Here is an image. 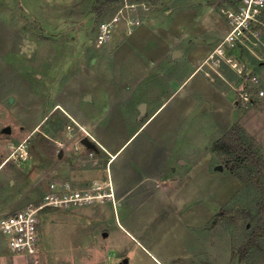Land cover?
Instances as JSON below:
<instances>
[{
    "label": "rangeland",
    "instance_id": "obj_1",
    "mask_svg": "<svg viewBox=\"0 0 264 264\" xmlns=\"http://www.w3.org/2000/svg\"><path fill=\"white\" fill-rule=\"evenodd\" d=\"M106 1L0 0V216L41 199L42 186L51 182L50 178H39L37 182V175L51 166L54 156L50 137L70 140L71 133H79V138L86 135L78 132L61 110L48 115L38 132L30 133L58 100L66 98L72 77L80 70L94 69L92 61L97 54L106 52L114 71L120 63L126 70L137 68L140 59L136 52L124 48L128 38L120 40L115 34L109 44H95L99 23L109 19L121 4ZM134 1L146 2L152 7L148 16L152 14L168 25L182 15L190 35L204 39L208 57L226 33L203 30L197 16L210 13L215 19L208 17L209 23H216V17L225 23L226 11L236 9L240 2ZM140 16L146 20L145 14ZM261 20L264 22V15ZM257 25L255 30L263 27ZM239 36L237 43L243 57L259 75V86L264 90V61L259 58L264 57V52L249 41V35ZM246 43L251 49L243 46ZM193 46L189 45V49ZM206 59L203 70L223 88L219 92L210 87L195 88L204 80V73L198 72L180 90L185 95L194 92L197 98H206L204 113H197V102H192L188 122L178 131L177 139L171 141L174 131L166 127L175 114L172 108H166L124 147V153L135 152L138 159L149 155L146 137L157 135L160 125L167 144L173 143V157H178L169 171L182 173L180 188L165 194L158 189L141 206L139 202L149 196L147 193L119 198L115 191L116 205L106 201L45 211L41 215L40 252L31 257L16 255L0 236V264H264V163L261 174L242 181L226 167L224 156L213 149L217 136L222 138L231 126L238 124L247 141L264 157V95L254 96L253 102L244 104L239 90H249L250 83L227 64L214 66ZM181 65L183 73H187L190 65ZM6 127L11 131H4ZM21 143L28 144L31 156L28 161L17 163L9 157ZM198 146L201 147L197 149ZM185 154L188 167L182 163ZM218 165L223 168L217 169ZM154 205H161L156 217L148 211ZM159 220L166 222L164 227H160ZM256 229L257 244L246 249Z\"/></svg>",
    "mask_w": 264,
    "mask_h": 264
},
{
    "label": "crops",
    "instance_id": "obj_2",
    "mask_svg": "<svg viewBox=\"0 0 264 264\" xmlns=\"http://www.w3.org/2000/svg\"><path fill=\"white\" fill-rule=\"evenodd\" d=\"M150 8L148 11L140 12L146 15V20H142L140 25L130 28L126 22H122L114 31L115 37L120 40L128 38L123 46L133 53L136 52L140 59L137 68L126 70L120 63L114 71L110 68L112 65L108 59L109 54L107 52L97 54L98 57L92 61L94 69L78 71L70 80L66 98L58 100L38 124L31 128V134L38 132L49 118L48 115L61 110L72 122V126L78 128L82 135L86 134L85 136L94 144L93 147H89L82 143L81 140L85 136L79 138L77 132L73 135L69 132L70 140H63L60 136L50 137L55 147L54 156L50 167L42 166L44 170L37 175V182L39 178L43 181L50 178L51 182L42 186L41 198L52 182L59 185L68 182L72 187L80 188L93 181H107L111 178L119 198L128 194L147 193L149 196L139 202L141 206L147 204L146 200L154 191L160 189L165 194L180 188L183 184L182 173L175 174L169 171V167L176 163L178 157H173V143L167 144L168 138H165V134L162 133L164 129L162 130L160 125L157 135L151 133L146 137L145 144H149L147 150L149 155L138 159L135 152L129 155L124 153V147L144 126L147 127L158 119L166 108H172L173 115L175 114L166 127L175 132L170 135L171 141L177 139L178 131L188 122L187 114L193 107L190 105L197 102L196 112L204 113L206 98L199 99L194 92L190 93V96L180 92L196 73L203 72L204 80L195 88L202 90L210 87L218 91L223 87L219 83H214L203 70L208 58L203 46L204 39L199 40L198 37L190 35L185 18L181 15L173 25L172 23L168 25L163 20L154 19L152 14L148 16L152 11V7ZM213 16L215 15L210 13L200 18L197 16L202 20L200 26L203 30L216 29L227 34L230 30L228 20L224 23L216 17V23H209L208 17L215 19ZM114 35L112 40L115 38ZM192 44L194 46L189 49V45ZM182 62L190 65L187 73L182 71ZM143 103L145 107L142 111L140 107ZM44 135L48 136L46 133ZM219 139L221 137L217 136L214 142ZM40 144L44 146L45 142L41 141ZM195 150L190 151L194 153ZM41 154L43 157V151ZM187 154L182 162L186 166L189 161ZM29 155L31 156V153ZM29 157L24 162L28 161ZM201 166L202 164L197 168ZM177 170L178 168L175 171ZM118 206L121 207L122 203L119 202ZM158 209L161 210V205L149 208L150 216L156 217ZM158 222L160 227H164L166 223H161V220ZM139 234L141 236L140 232ZM0 236L5 241L1 232ZM152 257L157 261L159 259Z\"/></svg>",
    "mask_w": 264,
    "mask_h": 264
},
{
    "label": "built area",
    "instance_id": "obj_3",
    "mask_svg": "<svg viewBox=\"0 0 264 264\" xmlns=\"http://www.w3.org/2000/svg\"><path fill=\"white\" fill-rule=\"evenodd\" d=\"M149 9L150 6L146 2L124 0L109 19L99 23L95 38L96 46L108 43L112 39L115 29L122 22H126L130 28L140 25L142 23L140 12ZM226 15L230 30L219 46L209 55L208 60L214 66H220L222 63L227 64L241 79L249 82V90H238L244 104L253 102L254 96L259 98L264 95V90L259 86L261 81L259 75L251 68L250 62L243 57L237 39L240 38L239 34L241 33L249 35V41L264 52V22L261 20L264 15V0H240L238 7L234 10H227ZM255 24L263 25V27L260 30H255ZM243 46L251 49L247 43ZM259 58L264 61V57ZM28 150V144L21 143L9 159L21 163L28 159ZM115 200V188L111 178L107 181H93L80 188L72 187L68 182L61 185L52 182L40 200L29 202L15 212L2 214L0 216V232L12 253L25 257L35 256L40 252L42 242L41 215L43 212L106 201H112L116 205Z\"/></svg>",
    "mask_w": 264,
    "mask_h": 264
},
{
    "label": "trees",
    "instance_id": "obj_4",
    "mask_svg": "<svg viewBox=\"0 0 264 264\" xmlns=\"http://www.w3.org/2000/svg\"><path fill=\"white\" fill-rule=\"evenodd\" d=\"M106 2L108 4L115 2L122 4L124 0H107ZM118 8L119 6L113 10L112 15ZM213 149L224 156L226 167L240 180L244 181L249 176L254 178L261 174L260 168L264 163V157L247 141L244 136V130L240 125L231 126L226 134L214 144ZM258 233L259 229H256L251 235L250 241L245 247L246 249L256 246Z\"/></svg>",
    "mask_w": 264,
    "mask_h": 264
},
{
    "label": "water",
    "instance_id": "obj_5",
    "mask_svg": "<svg viewBox=\"0 0 264 264\" xmlns=\"http://www.w3.org/2000/svg\"><path fill=\"white\" fill-rule=\"evenodd\" d=\"M12 100V99H11ZM144 107H145V105H144V103L141 105V107H140V109L143 111L144 110ZM4 131H6V132H10L11 131V128L10 127H6L5 129H4ZM82 143H84V144H86V145H88L89 147H93L94 146V144L92 143V141L90 140V138L89 137H87V136H85V137H83L82 138ZM223 167H222V165H218V167H217V169H222ZM138 235H139V232L137 233ZM127 261V259L125 260V262Z\"/></svg>",
    "mask_w": 264,
    "mask_h": 264
}]
</instances>
